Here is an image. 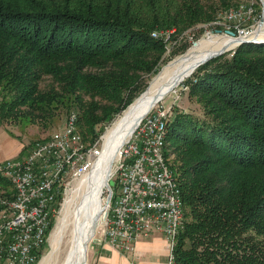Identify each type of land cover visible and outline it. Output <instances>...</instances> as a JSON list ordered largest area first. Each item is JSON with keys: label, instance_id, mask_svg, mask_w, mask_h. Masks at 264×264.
I'll return each instance as SVG.
<instances>
[{"label": "trees", "instance_id": "16d2710c", "mask_svg": "<svg viewBox=\"0 0 264 264\" xmlns=\"http://www.w3.org/2000/svg\"><path fill=\"white\" fill-rule=\"evenodd\" d=\"M233 6L0 0V126L13 117L46 122L68 108L84 139L96 142L159 72L168 41ZM46 77L52 83L44 91ZM181 86L202 117L169 115L165 155H175L185 210L174 263L264 264V44L220 55ZM1 187L11 183L0 176Z\"/></svg>", "mask_w": 264, "mask_h": 264}, {"label": "built area", "instance_id": "2783aa9c", "mask_svg": "<svg viewBox=\"0 0 264 264\" xmlns=\"http://www.w3.org/2000/svg\"><path fill=\"white\" fill-rule=\"evenodd\" d=\"M223 14L227 22L238 19L236 29L228 27L234 37L226 31L227 37L249 38L264 30V0H246L243 11ZM169 115L164 105L154 108L121 147L110 174L121 194L110 188L107 209L97 230L100 242L127 253L136 251L139 236L164 235L171 264L180 229L185 226V213L172 194L171 178L159 147V126L168 122ZM66 121L50 140L35 141L27 155L0 163V176L8 175L14 181L8 196L0 199V263H37L39 252L50 239L48 232L60 201L73 183L93 172L104 152L102 137L88 144L80 129L72 128L69 115Z\"/></svg>", "mask_w": 264, "mask_h": 264}, {"label": "bare ground", "instance_id": "6f19581e", "mask_svg": "<svg viewBox=\"0 0 264 264\" xmlns=\"http://www.w3.org/2000/svg\"><path fill=\"white\" fill-rule=\"evenodd\" d=\"M237 11H243V9ZM249 39L263 42L264 30H258L254 36H249V38L233 39L226 35L209 36V38L196 42L186 55L177 58L175 62H172L162 70L160 75L148 87V91L138 98L134 105L121 116L114 127L107 132L104 138L106 143L103 147L106 150L104 149L102 156L95 163L93 172L89 175L88 182L92 180L94 185H90L93 186L89 191L90 194L81 203L80 209L72 222L73 231L70 236V242L66 244L65 249H59L63 240V233L67 229L66 219H63L58 223L59 225L52 235L53 237H51L53 240L51 239L50 255L45 257L40 264H85V250L88 243L93 239V234L102 214L104 215L107 209L106 205L105 208L102 204V191L107 187L109 175L111 174L110 169L114 166V161L119 157L123 144L132 137L135 129L149 112L160 104L163 99L175 92L181 83L192 77L207 57L215 56L220 54V52H223V54L229 53V51L239 46L241 41ZM69 119L72 128L77 129V115L71 114ZM168 123L169 119L168 122L159 126V147L162 151L164 165L167 167L168 176L171 178L172 194L178 199V205L183 206V211L185 212L178 176L174 172L171 161L165 155ZM5 178L11 183L10 189H13L14 181L9 179L8 175ZM88 182L87 185H89ZM6 196H8V190L0 195V199ZM171 264L175 263L171 262Z\"/></svg>", "mask_w": 264, "mask_h": 264}, {"label": "rangeland", "instance_id": "374dc122", "mask_svg": "<svg viewBox=\"0 0 264 264\" xmlns=\"http://www.w3.org/2000/svg\"><path fill=\"white\" fill-rule=\"evenodd\" d=\"M233 1H234V6L233 8H231L232 9L231 11L245 9V5H246L245 0H233ZM224 10L226 9L220 8L218 10L217 14L221 12L219 16L221 17V19L217 23L214 22L211 24H204V25H198V26L192 27L187 32L176 36L175 40L168 41L167 43L168 49H167V52L165 53L166 62L162 65L159 72L155 73V76H153L148 81L146 90L140 96H138L134 100V102L148 91V87L151 85L153 80L160 75V73L165 67H167L172 62H175L177 58L186 55L194 47L195 45L194 43L201 41L205 38H209V36L217 37L219 35H225L226 31L229 30L228 27L235 28V26L238 25V19H233L232 21L227 22L222 18L224 16L223 13L227 12ZM243 17L244 18L246 17V19H248V15L246 14H244ZM243 25H247V23H244ZM173 33L174 32L162 34V36H165L168 39L169 36ZM238 47L239 46L235 47L234 50L229 51V53H225V54L231 57L234 54V51ZM51 83H52V78L46 77L41 83V89L46 91L49 88ZM181 85L182 83L177 87V90L175 92H173L171 95L163 99V101L160 104H158L156 107L164 105L167 109H169L171 113L170 119L174 116V113L178 111L179 112L183 111L189 114H194L195 116H198V117H202L201 107L196 102H194V100H191L189 97L190 90L186 88L185 86H181ZM134 102L132 103V106L134 105ZM128 109L122 112L120 116H118L115 119L116 121L112 123L109 127H107L105 133L101 136L103 138L102 141H105L104 137H106L107 131L111 130L114 127V125L120 120L121 116H123ZM70 110L72 109L62 108L60 110H57L53 114H51V117L46 122L44 120H39V119H36L35 121L31 122L30 120H27L26 118L15 119L14 117L10 119L7 118V120H4L3 125L0 126V161L5 162V160L20 159V157H23L29 153L31 146L34 144L35 141L41 140V139H43V141H46L48 139H51L52 133L62 129L66 125L67 123L66 120L68 118V115L70 114ZM86 142L88 144H91L89 140H86ZM168 158H169V161H171L172 165L176 167L177 164L174 163L175 155H171ZM115 161L113 165H115ZM112 168L113 166L110 169V173L112 171ZM1 177H3L4 179H7L5 178V176H1ZM89 177L90 176L88 175V176L79 178L78 181L73 183L71 190L68 191V195H65L64 198L60 201L59 207L57 208L59 209L58 213L52 222L53 225L51 227L50 235H49L50 239L47 245L40 251L41 255H40L38 264H40L45 257H48L50 255L51 243L53 240V238L51 237H53L52 235L54 234L57 226L59 225L58 223H60V221L63 219H66L65 223H67V227H66L67 229L63 233V237H62L63 240L61 242L59 249H65L66 244L70 242L71 240L70 236L73 231L72 222L74 221L75 215L80 209L79 207L81 203L90 194L89 191L91 190V187H93L90 185H94V182H92V180L88 182ZM87 182L89 183V185H87ZM8 189H10V187ZM8 189L5 190L4 188L1 187L0 195L6 192ZM112 189L116 195L121 194L120 192L121 189L118 183ZM102 193H103L102 204L105 207L110 197V194H111L108 184H107V187L103 189ZM64 205H65V209H64ZM102 217H103V214L99 220L98 225L96 226L95 232L93 234V239L88 243V246L85 250L86 252L85 253V263L87 262V264H88L89 251L94 246L95 238L97 239L102 238L99 233V230H97L99 229L98 227L101 223L100 221Z\"/></svg>", "mask_w": 264, "mask_h": 264}, {"label": "crops", "instance_id": "0c3cea01", "mask_svg": "<svg viewBox=\"0 0 264 264\" xmlns=\"http://www.w3.org/2000/svg\"><path fill=\"white\" fill-rule=\"evenodd\" d=\"M135 250L127 253L115 250L104 242L95 243L89 251L88 264H169L170 249L164 235L139 236Z\"/></svg>", "mask_w": 264, "mask_h": 264}, {"label": "water", "instance_id": "95a60500", "mask_svg": "<svg viewBox=\"0 0 264 264\" xmlns=\"http://www.w3.org/2000/svg\"><path fill=\"white\" fill-rule=\"evenodd\" d=\"M227 34L230 35L231 37H234V35H235V33H232V32H229V31H227ZM249 43H254V44H258V45H263V44H264V41H263V42H258V41L250 40V39H249V40L241 41V43H240L239 46L244 45V44H249ZM194 44H195V43H194ZM222 54H223V52H220V54H217V55H215V56L207 57L206 60L203 61V63H201L200 66H203V65H205L207 62H209V61H211V60H213V59H216L217 57H220V55H222ZM107 184H108L109 188H112V187L115 186V182H114L113 180H111L110 177H109V180H108V183H107ZM95 243H100V240L97 239V238H95V240H94V244H95Z\"/></svg>", "mask_w": 264, "mask_h": 264}]
</instances>
